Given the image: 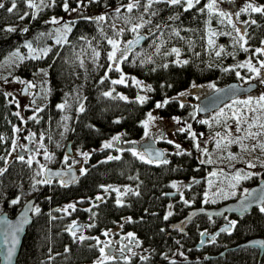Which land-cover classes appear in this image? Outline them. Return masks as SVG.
Returning a JSON list of instances; mask_svg holds the SVG:
<instances>
[{"label": "trees", "instance_id": "16d2710c", "mask_svg": "<svg viewBox=\"0 0 264 264\" xmlns=\"http://www.w3.org/2000/svg\"><path fill=\"white\" fill-rule=\"evenodd\" d=\"M33 2L38 5L37 8H29L27 0H16V8L9 12L7 9L12 6V0L0 1L5 5L0 8V63L13 51H17L19 55L13 74L7 73V78L13 76L25 82H33L46 94L45 97L41 93L34 95L39 102L26 110L30 116L21 121L16 115L15 104L0 85V137H3V140H0V156H6L11 142L17 139V134L22 141L26 140L27 134H35L28 147L24 145L20 152L25 155L30 153V144L41 143L40 138L43 136V145L54 156L50 167L64 166L61 156L66 153L67 142L80 153H89V157L85 161L82 156V168L87 170L86 175L82 176L79 169L72 167L77 172L75 182L61 186V181L51 179L50 184L37 185L35 189L32 187L34 170H38L35 162L29 168L27 164L16 159L19 155L15 150L12 160H7V163L6 158L0 160V168L7 169L4 175L0 176V210L4 208L2 212L12 217L29 198L34 199V207L41 209L39 214L33 211L15 264H94L100 256L98 248L94 247L95 240L80 241L74 238L67 231L71 221L84 226V236H98L102 241L112 242L111 248L106 249V252L117 254H111L116 259L109 264H264V251L258 260L257 250L247 247L226 251L222 257L208 258L218 254L223 248L248 238L264 237V213L260 212L259 208L252 209L239 218L232 217L236 226L231 234L221 233L207 240L201 248L195 247L201 233L213 232L224 224V218L197 215L185 223L184 233L174 228V225L183 221L190 208L218 206L238 197L242 193L241 190H246L264 177V169L259 178L249 172L247 165L254 163V155L252 157V154L244 153L239 156L234 147H230V152L236 156L235 160H229L228 153L220 152L218 162L208 163L213 158L209 157L208 160L205 155H197L190 134L176 129L173 131V143L162 141L159 147L157 146L166 154L164 159L169 163L157 165L144 163L133 157L129 149L135 148L138 152H143L142 147L137 143H128L141 137L142 122L146 113L156 109L160 118L169 121L178 118L181 123L179 125L182 126L179 129L187 128L190 124L197 130H203L205 136L212 137L211 140L216 144L220 137L216 136L213 130L203 128L204 124L195 119L196 101L200 97L190 100L179 94L193 83L213 82L215 88L234 81L241 84L242 79L236 76L237 71L245 79L248 78L250 73L247 69L237 68L236 65L251 59L259 66L257 62L264 60V55H253L252 51L264 47L261 43L264 41V15L250 10L243 12L241 8L237 10L240 12L239 17L233 16V22L248 33L246 39L250 51L244 52L238 45L233 46L235 32L231 26L226 22L221 24L218 16L207 13V0H201L200 4L187 12L181 6H169L163 2L153 4L150 12L156 11L155 16L144 14L143 7L131 14L123 8L120 13H116L115 9L127 4L128 0H83V4L80 0H67L69 11L63 8L65 0H55L54 6L49 7L40 5V0ZM49 2L50 0H45L46 4ZM250 2L254 6L264 7V0ZM143 3L144 0H141L142 5ZM201 8L205 11L200 12ZM142 14L145 20H151L150 24L139 30V36L147 38L134 46L128 54V60L120 64L122 72L128 78L127 86L113 85L110 81L119 79L121 73L108 71L110 62L107 60V53L111 46L108 45L107 39L114 38L121 42L133 40L136 34L130 31L131 24L126 23L125 17L132 16L135 22V18ZM101 15L105 16V20L98 22L96 18ZM22 16L25 18L21 19ZM177 16V19H169ZM54 17L58 20L65 19L59 24L50 23ZM209 20L212 31L231 33L214 37V48L207 45ZM251 20L256 23H244ZM156 25H160L159 29ZM65 26L71 27V32L65 33ZM8 28H13L14 31H8ZM25 28L28 29L27 32L23 31ZM120 29H123V32L117 36L116 32ZM173 29L179 31L180 35L176 36ZM60 35L65 36L67 42L62 39L61 43L57 44L56 40ZM29 43L35 51L26 47ZM173 47L180 50L179 59L187 60V64L174 62L175 55L168 54ZM220 47L225 49V53L217 57L215 51ZM94 49L100 52L98 58ZM45 50H48L47 55H44ZM34 56L39 58H32ZM165 64L168 65L167 68L163 67ZM225 68L234 70L226 72L223 70ZM41 70L45 75L43 85L33 77ZM105 73L109 79L100 83ZM132 77L150 85L152 90L135 86ZM257 89L259 87L256 84L255 89L245 95L256 99L260 95L251 93ZM107 91L112 92L111 97L103 95ZM260 91L264 93V85ZM262 93L261 95H264ZM120 96L127 99H120ZM138 96L147 99L140 103ZM165 99L169 103L156 108V104L163 103ZM60 104L65 107L60 109L57 107ZM81 104L84 108L82 112ZM37 109L43 110L36 111ZM244 114L253 115L247 110ZM255 115L264 114L257 112ZM32 116L37 119H30ZM64 116L68 117V129L65 138H62ZM117 120L120 122L116 123ZM13 127H18L21 131L14 133ZM234 127L233 123L231 128ZM116 133L123 140L121 151L117 152L115 148L103 149L102 144ZM222 133L224 135V132ZM262 137L264 141V135ZM175 144L181 146L184 155L175 154ZM17 145H20L19 142ZM183 145L188 147H182ZM43 151L40 149V152ZM109 155H119L121 159L108 161ZM238 170L253 175L243 182L240 181L235 189L229 185L224 187L223 183H231V176ZM213 172H217L215 180L220 178L219 190L223 189V192L219 195L211 194V200L205 203V181L212 177ZM40 178L42 177H35ZM184 181H189V186L185 189L182 187L180 194L177 193L174 198L164 197L166 191H176L171 187L172 183ZM101 186H117L122 193L128 187L132 192H139V195H133L132 192L122 195L124 206L121 207L116 204L117 193H103ZM233 191L234 196L231 195ZM97 195L104 197L103 203L95 200ZM16 198H19V203L12 205L10 201ZM185 200L189 202L187 205ZM70 203L76 205V210L68 209L65 213L63 209ZM93 204L99 206L93 207ZM89 208L96 213L94 217L85 211ZM169 211L173 215L165 220L164 217ZM129 218L131 220L127 222ZM90 224H95V227H88ZM105 230L110 231L108 237L101 234ZM129 232L134 233L141 244L139 247H132L134 255L125 252L128 256L125 261L118 252L119 248L127 243L123 237Z\"/></svg>", "mask_w": 264, "mask_h": 264}, {"label": "snow or ice", "instance_id": "6c2138e0", "mask_svg": "<svg viewBox=\"0 0 264 264\" xmlns=\"http://www.w3.org/2000/svg\"><path fill=\"white\" fill-rule=\"evenodd\" d=\"M98 2V0H97ZM166 3L169 6H181L183 8V10L185 12L191 10L192 8L196 7V5L201 3V0H144L143 5L141 4V0H128L127 4H122L120 7H117L115 9L116 13H120L121 12V8H123L127 13L131 14L134 12V10H137L141 7H143L144 9V14H150L151 16H155L157 15L156 11H151L153 4H159V3ZM80 3L83 4V0H80ZM55 4V0H50L49 3H45V0H40V5H43L45 7H49V6H54ZM27 6L29 8H37L38 5L36 3L33 2V0H27ZM5 5L3 3H0V8H4ZM206 11L209 15H216L220 18V23L224 24L225 22L231 26L232 30L235 32V36L233 37V46L238 45L240 47V49H242L244 52H249L250 48L247 47L248 45V40L246 39V37L248 36V33L246 30H242L241 27H238L236 23L233 22V16H236L237 18L240 15V12H235V13H229L227 11H222L220 10L219 6H218V0H207V4H206ZM16 8V0H12V6L10 8H8L7 10L9 12H12L14 9ZM63 8L65 11H69V5L67 3V0H65L64 4H63ZM76 9H72V11H75ZM251 11L253 13H260L261 15H264V7H260V6H254L251 2L248 3L246 5V7H244L243 9H241V11L243 12H248ZM200 12H204L205 9L201 8L199 9ZM144 14L140 15L138 18H135V22L134 18L132 16H128L125 17L126 23L131 24V28L130 31L133 34H136L135 39L133 40H129L124 44V47H121V41H119L118 39H114V38H108L107 39V43L108 45L111 46V50L107 53V60L110 62L109 66H108V71H116V72H120V78L119 79H113L111 80V84L116 85V84H124L125 86H127V77L124 75V73L122 72V69L120 67V64L126 60H128V54L129 52L132 50V48L139 44L140 41L142 39H146L147 37H141L139 36V30L144 28L147 24L151 23V20H145L144 19ZM27 15V14H25ZM25 17H21V19H23ZM33 18H35V13H33ZM177 17H169L170 20H174L177 19ZM91 19V18H89ZM97 21H104L105 20V16L101 15L99 17L96 18ZM50 23L53 24H59L60 21L58 19H56L55 17L52 18L51 21H49ZM245 24H255L256 21L255 20H251L249 21H245ZM209 24V30L207 33V45L209 48H214L215 47V40L214 37H216L217 35L223 34V35H231V33H217L215 31L211 30V21H208ZM115 27V25L113 26ZM157 29H159L160 25H156L155 26ZM8 31H14L13 28H8ZM71 27L65 26L64 28V32L68 33L71 32ZM24 32H27L28 29L25 28L23 30ZM123 32V29H120L119 31L116 32V35L119 36L121 35ZM173 32L176 36H179L180 33L179 31H176L175 29H173ZM64 40L65 42H67L66 37L63 35H60L57 40L56 43L60 44L61 40ZM262 44H264V41L261 42ZM26 47H28L30 50L35 51L34 49H32V45L29 43L26 45ZM159 49H157L158 51ZM47 51L45 50L44 55H47ZM95 53V56L98 58L100 56V52L96 51L95 49L93 50ZM253 51V55H264V47L261 48H256ZM225 53V49L223 47H220L218 50L215 51V56L220 57L222 54ZM169 55L174 54L176 57V60L174 61L177 64H187L188 61L187 60H183L181 61L179 59L180 57V50L178 48H171L170 52L168 53ZM13 55H18V53H13ZM34 59H38L39 57H32ZM21 59H23V57H21ZM149 62H151V60L149 59ZM83 62L81 61V64ZM259 64V66L257 67L256 64H254L252 62L251 59L247 60L246 62L243 63H238L236 65L237 68H241V69H247V71L249 73H253L255 75V77L260 78L262 81H264V72H262V70H264V60H259L257 62ZM163 67L167 68L168 65L165 64L163 65ZM224 71H233L234 69H230V68H225L223 69ZM43 71V70H41ZM46 74V73H45ZM236 76L239 79H245V77H242L240 75V72H236ZM109 79L107 73H105V76L101 79L100 83H103L104 80ZM132 82L135 86L140 87L141 89H147L149 91H151V86L150 85H145L143 84L142 81L136 79L135 77H132ZM21 83H25L26 84V89H30L35 87L34 84H32L31 82H25V81H20ZM193 87H196L195 84H193ZM210 88L215 89V84H210L209 85ZM236 90V86L234 85L232 87V91L234 92ZM217 91H220L217 89ZM104 96L107 97H111L112 96V92L111 91H107L103 93ZM180 96H184L185 93L181 92L179 94ZM120 99H127L124 96H120ZM147 98L144 96H138V100L140 103H144L145 100ZM169 103V101L167 99H165L163 101V103H157L156 104V108H161L165 105H167ZM239 105H243L244 108H238V107H234V106H239ZM57 107H59L60 109H63L65 107L64 104H60ZM181 107H183V105H181ZM226 107L228 109H230L231 115H228L227 113L224 112L223 109H220L219 112L217 113V116L214 117L213 119L217 120V123H219L220 118H226L225 119V135L221 136L220 133H216V136H219L220 139L216 140V148L217 150H227L232 144H239L241 146V151H249V150H255V145L254 146H248L245 145L243 143V141L245 139H250V138H255L259 135H264V132H253L252 129L253 128H259V129H264V115H255V113L260 112L261 114H264V95H260L258 98L253 99V97L249 96L247 99H233L232 103L229 105H226ZM43 109H37L36 111H42ZM245 110H247V112L252 113L253 115H245ZM80 111H84L83 105H80ZM199 111V109H198ZM17 116H19V113H16ZM30 119L36 120L37 117L36 116H32L30 117ZM156 117L153 116V114L151 112H149L147 114V119L145 121L142 122V127L145 129V136H147L148 133V128L150 123L155 120ZM176 119V123H180V120L178 118H174ZM227 119H231L234 120L235 122V129L233 130L231 128L230 125H227ZM37 122H39L37 120ZM116 123H119L120 121L117 120L115 121ZM201 123H209L208 121H200ZM243 125H247L246 128L243 127ZM181 132H188L191 136V138L193 140H196L197 138V133L192 131V126L189 124L187 125V128H181L178 129ZM21 131L20 128L18 127H13V132L14 133H19ZM233 133H235L236 135H234ZM35 134H30V136L28 137L29 139H31L32 137H34ZM41 143L39 145V147L36 149L35 153H30L28 158L26 159L25 156L23 155H19L16 157V159H18L20 162L25 163L28 165L29 168L32 167L33 163L35 162L38 165V170H34V183L32 185L33 189H35L37 187V185H42V184H50L51 183V177L52 176H62L61 172H52L51 170L47 169L46 165L44 164H40V162L38 160H35V155L39 154L40 149H43V158L45 160L51 161L54 156L53 154L49 153L47 151V149L45 148V146L43 145L42 141H43V136H41ZM49 139H51L49 137ZM0 140H3V137H0ZM121 140L120 135H116L113 136L111 138V140L106 141L102 144V148L103 149H113L115 144H118ZM169 143H173V141H168ZM128 143L131 144H135L137 143L136 141H129ZM12 147L13 150H15V148L17 147L16 141L13 140L12 142ZM195 147L198 150H201V145L199 143H196ZM258 147L264 151V143H261L258 145ZM175 148L177 149L176 151V155H184V151L181 150V146L179 144H175ZM117 152H120L121 149L116 148L115 149ZM25 151H29L28 149H25ZM129 151L131 152V155L133 157H136L137 159L141 160L144 163H152V164H168L169 161L167 159H164L163 157L166 155L163 152L160 151H155L154 153L152 151H144V152H138L135 148H131L129 149ZM205 153L207 152L206 149L203 150ZM11 154V153H9ZM81 155L85 158V161L87 160V158L89 157V153L84 152L81 153ZM227 158L229 160H235L236 156L234 154H232L231 152H228L227 154ZM121 157L119 155L116 156H112L109 155L107 157L108 161L111 160H120ZM0 160H5V157L0 156ZM68 161V157L65 156L64 157V163L67 164ZM203 162V161H201ZM212 161L209 160L208 163H211ZM5 163H7V160H5ZM249 168H254L255 165L252 163H248L247 165ZM264 166V165H262ZM7 171L6 168H0V176H3L4 173ZM69 171H71V168H69ZM80 174L86 175L87 174V170L84 168L79 169ZM46 174V175H45ZM212 176H216L217 173L213 172L211 173ZM253 174L252 173H247V174H242V170H238L235 172L234 175L231 176V183L229 184V187L232 189H235L241 180L244 179H249ZM35 177H42L40 179H35ZM72 182H75V177L72 178ZM67 181L61 180V186H67ZM103 188V191L105 193H108L109 191H113L117 193V199H116V204L118 206H124L123 201L121 199L122 195L127 194L128 192H132L131 188L126 187L124 189V192H121L120 188H113L111 186H101ZM172 188H178V185L176 183H172L171 184ZM223 189L219 190L216 193H213V195H219L220 192H222ZM133 195H139V192H132ZM182 195V194H181ZM226 196L228 194H225ZM231 195H235V192L233 191L231 193ZM245 195H250V193L248 192V190H245ZM258 199L261 201V207H260V212L264 213V195H261L260 197H258ZM96 201H100L101 203L104 202V197L97 195L95 197ZM211 200V197H209L208 193H205V203H208ZM10 203L12 205H15L17 203H19V198L13 199L10 201ZM184 203L187 205L189 202L188 201H184ZM99 205L97 204H93V207H98ZM243 207V205H242ZM169 208H171V205H169ZM68 209H72L73 211L76 210V205L73 203H70L68 205H66L63 209V211L65 213L68 212ZM29 211H34L36 214H39L41 209L39 207H34L32 205H29ZM85 211H88L92 214V217H94L96 215V213L92 212V209H85ZM171 215H173V213L171 211H169L164 219L167 220ZM131 218H129L130 222ZM27 215L24 214L21 217V220L19 223H17L16 225H11L9 224V227L12 228V246L8 248L7 252H6V259L8 261H11L13 255H14V251H15V245L16 243H18V241L16 240V233L20 232L22 230V226L24 223H27ZM236 226V221H229L228 225L224 228H221L220 231L221 232H228L229 234H231L232 229H234ZM88 227H95V224H90L88 225ZM84 230V226H79L76 224V222H73L72 224H70L67 228V231L76 239L80 240V241H84L86 239H93L95 240V245L94 247H97L100 253L99 258L94 262V264H109L110 261H113L116 259L115 256L111 255L109 252H106V249H110L111 248V241H102L98 236L97 237H86L84 236L83 233ZM161 231H164L163 229H161ZM81 233V235H79L77 237V233ZM104 237H108L110 235V231L109 230H105L101 233ZM206 233H201V236L205 235ZM124 240L127 241L126 244H123L120 248H119V253L121 258H123L125 261L128 260V256L125 255V252L127 251L129 254H133L132 253V247H139L141 242L137 239V237L135 236L134 233L129 232L127 233L126 236L123 237ZM178 243V242H177ZM201 243H204V241L202 240ZM261 247H264V243H261ZM67 251V249H66ZM143 259V257H142Z\"/></svg>", "mask_w": 264, "mask_h": 264}, {"label": "rangeland", "instance_id": "374dc122", "mask_svg": "<svg viewBox=\"0 0 264 264\" xmlns=\"http://www.w3.org/2000/svg\"><path fill=\"white\" fill-rule=\"evenodd\" d=\"M249 2H250V0H221L218 2V6H219L220 10H222V11L234 13V12H237L238 9L240 10L241 8L243 9L244 7H246V5ZM62 19H65V18H62ZM62 19H59V21H61ZM125 43H126V40L122 41L121 47H124ZM13 53H18V52L13 51V52L9 53L5 57L4 61L2 63H0V85L3 89V91L8 94V96L10 97L12 102L15 104L16 113H19V117L21 118V121H23L26 117L30 116V114H27L26 110L33 108L31 105H34L37 102H39L38 99L34 95L37 93H41L42 96H44V95L46 96V94H45V91L42 90V88L36 87V85L33 82H31L32 84L35 85V87L27 89L26 95H24V96L20 95V90H21V87L23 85V83H21L20 81H23V80L22 79H15L13 76H11L12 78L11 77L7 78L9 73H10V75L13 74L12 72H13L14 67L18 61V58H19V55L14 56ZM256 66L258 67V65H256ZM262 72H264V70H262ZM5 74H6V77H5ZM2 75H4V77H2ZM33 77L37 78L38 82L39 81L41 82L40 85H43L45 83V75H44L43 71L37 72ZM2 78H4V79H2ZM248 81L255 82L257 84V87H259V89H257V91L252 92L251 94L261 95L262 92L260 91V88L264 85L263 81L260 78L255 77V75L253 73H250V76L248 78L241 80V84L246 83ZM193 84H195L196 87H193ZM193 84H191L190 86H188L187 88H185L182 91L183 93H185V95L183 96L184 98H189L190 100H194V99L199 98L203 95H206V94H208L214 90V89L209 87L210 84H214L213 82H200V83H193ZM262 94H264V93H262ZM248 97H249V95H242V96L237 97L235 99H247ZM192 103L195 106V102L192 101ZM231 103H232V100L224 103L217 110L211 111V112L204 114V115L197 114L196 109H195V112H194L195 119H197V122L208 121L209 123H207V124L203 123L204 124L203 128L206 129V127H207L208 130H213L212 132H215V134L220 133L221 135H223L222 132H224V135H225V130H223V129H224V127H226V125H225V119L226 118H220L219 123H217V120H215L213 118L217 116V113L219 112L220 109H223L225 113H227L228 115H231L230 109H228L226 107V105H229ZM234 107L240 108V107H242V105L234 106ZM149 112H151L153 114V116L156 117V119L150 123L149 128H148L149 134L147 136H145V134H144L145 129L143 128V133H142L141 137L139 139H137V141H136L137 144H144L147 146H155L156 145L155 147H157V146L159 147V145L162 141H167V142L173 141V131L182 127L179 125L181 123H179V124L176 123V119L169 121L167 119L160 118L157 114L156 109L149 110L146 113L143 121H145L147 119V114ZM233 123L235 125L234 120L227 119V125L233 126ZM235 127H236V125H235ZM235 127L233 129H235ZM243 127L246 128L247 125H243ZM62 128H63L62 138H65L64 136H65V133L68 129V117H66V116H64ZM262 130L263 129H258V127L252 129L253 132H262ZM192 131L197 133L196 140L192 139L193 146L195 147L196 143H199L201 145V150H198L195 147L197 155H200V156L205 155V157L208 160H209V157L213 158L212 163L213 162L216 163V162H218L217 158H218V155H220V152H222L223 154L228 153V152H230V147H234V151L238 152L237 154L239 156H241V154H244V153H250V154H252V157L254 155L255 161L252 164H254L255 167L254 168L248 167V168L250 169L249 172H253L254 174H256L257 178H259L261 171L264 169V166H262V165H264V151H262L258 147L259 144L264 143L262 135H259L255 138L245 139L243 141V143L245 145H248V146H254L255 145L256 147H255L254 151L253 150L241 151V146L239 144H235V143L232 144L225 151V150H217L215 142H213L211 140L212 137L211 138L206 137L205 133H203L204 132L203 130H197V128L192 127ZM197 131H200V132H197ZM27 135H26V137H27ZM116 135H117V133L113 134L109 139H107V141L111 140V138L113 136H116ZM19 138L20 137L17 134V139H15L16 144H18L19 141L24 142ZM122 141L123 140H120V142L118 144H115L114 148L115 149L116 148L122 149V144H123ZM12 142H11V145L8 149L6 156H5L6 160H8V161L11 159V157L14 154ZM39 145H40V142H38L37 145H33V144L31 145L30 144V146H29L30 151H31L30 153H35V151L39 147ZM182 147L187 148L188 145L187 146L183 145ZM22 148H24V146H22ZM204 149L207 150L206 153L203 151ZM9 153H11V154H9ZM30 153L25 155V153H23L21 151V154L23 156H25V158H28ZM65 156L68 157V161H67V164L64 163L63 167H70L71 166V167H76L77 169L82 168V155L77 149H75L71 146V154L67 155L66 153H64L63 156H61V161L64 162ZM35 160H38L40 162V164H44V165H48V166H51V162H52V161L45 160L43 158V152H39V154L35 155ZM245 167H246V165H245ZM247 173L248 172H243L242 174H247ZM216 178H217V175L212 176L210 179L205 181V183L207 185L206 192L208 193L209 197H211V194L219 191V187L221 185V182L218 181V180H220V178H218L217 181L215 180ZM241 182H243V180H241ZM176 184L178 185V188L180 191L183 184L182 183H176ZM229 184L230 183H223L224 187H227ZM113 188H118V187L114 186ZM173 189L178 190L177 188H173ZM241 191L242 192L245 191V188ZM241 191L239 193H241ZM103 193H104V191H103ZM170 200H173V199H170ZM73 222L74 221H71L70 224H72ZM82 234L84 235V232ZM79 235H81V233L78 232L77 236H79Z\"/></svg>", "mask_w": 264, "mask_h": 264}, {"label": "water", "instance_id": "95a60500", "mask_svg": "<svg viewBox=\"0 0 264 264\" xmlns=\"http://www.w3.org/2000/svg\"><path fill=\"white\" fill-rule=\"evenodd\" d=\"M143 37V36H141ZM135 39V38H134ZM143 40V39H142ZM140 41V43L142 42ZM136 46V45H135ZM236 86V90L233 92L232 87ZM256 87L255 82L250 81L245 84H240L236 81L229 82L226 85L220 86L210 93L201 96L197 102H196V113L200 115L207 114L211 111L217 110L221 105L224 103L233 100L237 97H240L242 95L248 94L252 90H254ZM220 90V91H217ZM26 85H22L20 90V95L24 96L26 95ZM199 109V111H198ZM140 147H142V151H152L153 153L155 151L163 152L161 149L155 147V146H147L144 144H140ZM133 147H136V145H133ZM65 152L66 154H71V145L69 142L65 145ZM165 158V157H163ZM69 168H71V171H69ZM47 169L51 170L52 172H61L62 176H52V180H64L69 183L72 182V178H77V172L72 167H50L47 166ZM46 175V174H45ZM246 190L250 193V195H245V191L243 194L239 195L238 197L226 201L224 203H221L218 206L215 207H192L190 208L187 213L184 215L183 221L176 226L181 233H184L183 228L187 221L194 218L197 215H205L207 217H235L239 218L247 213H249L252 209L257 208L261 205V201L258 199L261 195H264V177L260 178L255 184L249 186ZM177 195V191H166L164 193V197L166 198H174ZM29 205H34V199L29 198L25 200L16 214L12 217L8 216L6 212L0 213V264H15V260L17 257V254L19 252V248L21 245V241L23 238V235L25 233L26 228L30 225L33 211H29ZM243 205V207H242ZM27 215V223H24L22 226V230L18 233H16V240L18 243L15 245V251L14 255L11 259V261H8L6 259V252L9 247L12 246V228L9 227V224L16 225L20 222L22 215ZM228 225V223H224L223 225L219 226L217 229H215L211 233H206L205 235L201 236L199 238V242L196 244V248H200L203 243L201 241H205L206 238H213L214 236L222 233L220 231L221 228H224ZM205 233V232H204ZM261 243H264L262 238L260 237H251L247 240L237 243L235 245L229 246L221 250L216 255H211L208 258H216V257H222L226 251L235 250L240 247H247V248H253L258 250V258L261 257L262 251L264 247H261Z\"/></svg>", "mask_w": 264, "mask_h": 264}, {"label": "flooded vegetation", "instance_id": "af4514ba", "mask_svg": "<svg viewBox=\"0 0 264 264\" xmlns=\"http://www.w3.org/2000/svg\"><path fill=\"white\" fill-rule=\"evenodd\" d=\"M29 136H27L26 137V140L24 141V144H23V142H21V141H19V146L17 145V147L15 148V153L17 154V155H21V152H20V148H22V146H24V145H26V146H28L29 145V142H30V140H32V139H29L28 138ZM140 145V144H139ZM25 147V146H24ZM183 185H182V187H184V189L185 188H187L188 186H189V181H184L183 183H182ZM182 189V188H181ZM180 189V191L182 192V190ZM177 191V190H176ZM180 191H177V193L178 194H180ZM244 193V191L241 193V194H243ZM262 205H260V206H258L257 208H259L260 209V207H261ZM4 210V208H2V210H0V212H2ZM222 218H224L225 219V222H228V221H233V218L232 217H222ZM224 222V223H225ZM177 225V224H176ZM185 226V225H184ZM175 229H178L176 226L174 227ZM184 229V228H183ZM222 233H224V232H222ZM221 234V233H220ZM219 235V234H218ZM217 236V235H216ZM215 237V236H214ZM213 237V238H214ZM213 238H211V239H213ZM260 238H262V240H263V242H264V237H260ZM207 240H210L209 238H206L205 239V241H204V243H203V245L205 244V242L207 241ZM199 242V241H198ZM202 245V246H203ZM201 246V247H202ZM196 247V246H195ZM200 247V248H201ZM224 249V248H223ZM222 249V250H223ZM251 249H253V248H251ZM256 250V249H255ZM263 251H264V248H263ZM263 251H262V255H263ZM119 253V252H118ZM111 254H113V252H111ZM117 254V252L116 253H114L113 255H116ZM262 255H261V257H262ZM209 257V256H208ZM260 257V258H261ZM217 258V257H216ZM260 258H258V250H257V259L259 260Z\"/></svg>", "mask_w": 264, "mask_h": 264}, {"label": "bare ground", "instance_id": "6f19581e", "mask_svg": "<svg viewBox=\"0 0 264 264\" xmlns=\"http://www.w3.org/2000/svg\"><path fill=\"white\" fill-rule=\"evenodd\" d=\"M235 245V244H234ZM226 248V247H225Z\"/></svg>", "mask_w": 264, "mask_h": 264}]
</instances>
